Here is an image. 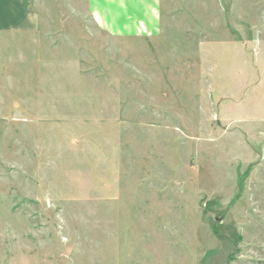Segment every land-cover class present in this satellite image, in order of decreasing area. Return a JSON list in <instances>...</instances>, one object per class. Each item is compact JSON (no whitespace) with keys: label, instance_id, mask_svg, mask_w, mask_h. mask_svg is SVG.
Listing matches in <instances>:
<instances>
[{"label":"rangeland","instance_id":"374dc122","mask_svg":"<svg viewBox=\"0 0 264 264\" xmlns=\"http://www.w3.org/2000/svg\"><path fill=\"white\" fill-rule=\"evenodd\" d=\"M116 3L0 35V264H264V0Z\"/></svg>","mask_w":264,"mask_h":264},{"label":"crops","instance_id":"0c3cea01","mask_svg":"<svg viewBox=\"0 0 264 264\" xmlns=\"http://www.w3.org/2000/svg\"><path fill=\"white\" fill-rule=\"evenodd\" d=\"M41 1V0H40ZM98 10L97 16H102L100 10L106 9V1L109 0H81ZM120 5L119 16L129 15L136 17L138 14V0H112ZM151 1V0H150ZM126 2V4H125ZM116 3V4H117ZM37 0H0V35L13 32L15 30H25L37 27L33 17L38 16ZM116 5V6H118ZM94 15L95 13L92 12ZM105 15V14H104Z\"/></svg>","mask_w":264,"mask_h":264}]
</instances>
